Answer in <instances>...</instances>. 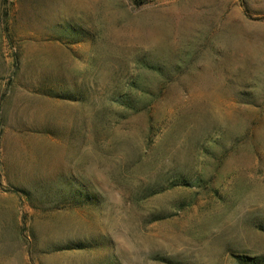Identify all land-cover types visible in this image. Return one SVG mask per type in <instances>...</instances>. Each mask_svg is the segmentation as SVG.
Returning <instances> with one entry per match:
<instances>
[{
	"label": "rangeland",
	"instance_id": "374dc122",
	"mask_svg": "<svg viewBox=\"0 0 264 264\" xmlns=\"http://www.w3.org/2000/svg\"><path fill=\"white\" fill-rule=\"evenodd\" d=\"M0 264H264V0H0Z\"/></svg>",
	"mask_w": 264,
	"mask_h": 264
}]
</instances>
